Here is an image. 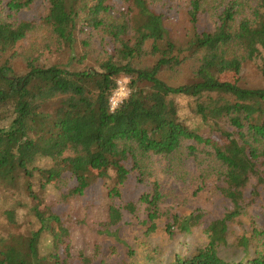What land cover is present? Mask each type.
<instances>
[{
    "label": "trees",
    "instance_id": "trees-1",
    "mask_svg": "<svg viewBox=\"0 0 264 264\" xmlns=\"http://www.w3.org/2000/svg\"><path fill=\"white\" fill-rule=\"evenodd\" d=\"M0 264H264V0H0Z\"/></svg>",
    "mask_w": 264,
    "mask_h": 264
},
{
    "label": "built area",
    "instance_id": "built-area-1",
    "mask_svg": "<svg viewBox=\"0 0 264 264\" xmlns=\"http://www.w3.org/2000/svg\"><path fill=\"white\" fill-rule=\"evenodd\" d=\"M130 76H123L117 81L116 88L113 92V95L110 99L111 109H115L120 103L126 99L130 93Z\"/></svg>",
    "mask_w": 264,
    "mask_h": 264
},
{
    "label": "rangeland",
    "instance_id": "rangeland-1",
    "mask_svg": "<svg viewBox=\"0 0 264 264\" xmlns=\"http://www.w3.org/2000/svg\"><path fill=\"white\" fill-rule=\"evenodd\" d=\"M261 62L259 59H256V60H252L251 62H249L247 65H246V72H248V76L253 79V80H256L258 82H261L263 81V79L260 77V65ZM227 148V147H226ZM235 157L236 159H239V155L238 153H235ZM239 163L241 165H245L244 163H242L240 160H239ZM113 242V241H112ZM111 243V242H110ZM114 243V242H113ZM107 244V243H106ZM45 249V246H43V250ZM187 249V248H186Z\"/></svg>",
    "mask_w": 264,
    "mask_h": 264
}]
</instances>
